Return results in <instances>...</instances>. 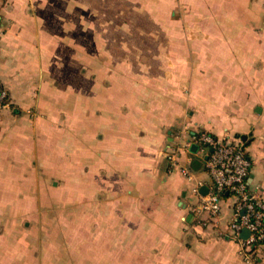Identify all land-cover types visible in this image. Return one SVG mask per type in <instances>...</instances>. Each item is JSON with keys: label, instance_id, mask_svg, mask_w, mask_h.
Segmentation results:
<instances>
[{"label": "crops", "instance_id": "0c3cea01", "mask_svg": "<svg viewBox=\"0 0 264 264\" xmlns=\"http://www.w3.org/2000/svg\"><path fill=\"white\" fill-rule=\"evenodd\" d=\"M0 86V264H264L225 233L234 197L217 227L192 209L200 129L241 139L264 193V0H0ZM184 126L192 180L163 156ZM112 173L117 262L90 258L105 228L56 226Z\"/></svg>", "mask_w": 264, "mask_h": 264}, {"label": "built area", "instance_id": "2783aa9c", "mask_svg": "<svg viewBox=\"0 0 264 264\" xmlns=\"http://www.w3.org/2000/svg\"><path fill=\"white\" fill-rule=\"evenodd\" d=\"M9 95L0 86V110L9 106ZM188 128L177 131L173 144L164 151L163 156L173 166L180 168L182 173L193 179L194 174L181 164L182 154L189 147L186 135ZM193 142L208 151L206 168L211 177L208 186L202 180H196L193 186V212L202 225L218 226L222 216L224 194L235 198L234 217L227 227V233L240 245V253L245 259H253L250 249L259 241L264 240V193L249 186L251 162L245 147L239 138H217L206 130H197ZM207 185L208 193L202 194L201 187ZM243 228L250 230L247 238L241 237Z\"/></svg>", "mask_w": 264, "mask_h": 264}, {"label": "rangeland", "instance_id": "374dc122", "mask_svg": "<svg viewBox=\"0 0 264 264\" xmlns=\"http://www.w3.org/2000/svg\"><path fill=\"white\" fill-rule=\"evenodd\" d=\"M115 47L116 55H117V44L111 45V50L113 51ZM112 62V60H111ZM113 64V63H112ZM115 66L117 67V57L115 59ZM108 175V173H105ZM115 173L110 174L112 178L110 179V183H115V185H111L110 187L104 191V194L100 196V205L96 203L94 204H86L81 205L75 204L72 207V210L69 208L66 209L65 206L59 207L58 213L62 215V219H58L56 226L62 228H74V229H86V228H94V227H101L106 229V235L102 236H86V239L92 240L100 239V243L103 244L104 250L98 252L95 250L94 252H90L91 259H100L105 261H116L117 262V175H113ZM117 174V173H116ZM100 206V211L98 207ZM46 210L49 212V207H45ZM70 210L73 211L72 217L70 219L64 218L66 215V211ZM99 211V212H98ZM98 213L104 216L103 219L97 220ZM92 214L95 218L89 219L88 217ZM53 223V225H52ZM55 223L53 220H46L45 225L47 227H53ZM80 239V240H79ZM83 238V242L87 241ZM102 239V240H101ZM95 241V240H94ZM77 243V241H74ZM81 237H78V243H81ZM96 243V242H95ZM93 247V246H91ZM81 254V253H79ZM76 255V254H75Z\"/></svg>", "mask_w": 264, "mask_h": 264}, {"label": "trees", "instance_id": "16d2710c", "mask_svg": "<svg viewBox=\"0 0 264 264\" xmlns=\"http://www.w3.org/2000/svg\"><path fill=\"white\" fill-rule=\"evenodd\" d=\"M227 195H228V194H224L223 197L226 198ZM212 226H214V224H212ZM262 248H264V240L257 242V243L255 244V246H254L253 248L250 249V253L256 255L257 252H258L260 249H262Z\"/></svg>", "mask_w": 264, "mask_h": 264}, {"label": "water", "instance_id": "95a60500", "mask_svg": "<svg viewBox=\"0 0 264 264\" xmlns=\"http://www.w3.org/2000/svg\"><path fill=\"white\" fill-rule=\"evenodd\" d=\"M201 192L202 194H207L208 193V186H203L201 187ZM250 235V230L248 228H243L241 232V237L247 238Z\"/></svg>", "mask_w": 264, "mask_h": 264}]
</instances>
